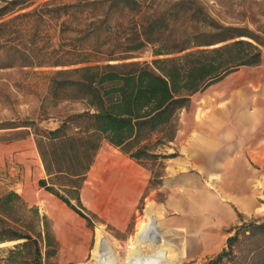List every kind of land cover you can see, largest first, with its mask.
Returning a JSON list of instances; mask_svg holds the SVG:
<instances>
[{
	"label": "trees",
	"instance_id": "1",
	"mask_svg": "<svg viewBox=\"0 0 264 264\" xmlns=\"http://www.w3.org/2000/svg\"><path fill=\"white\" fill-rule=\"evenodd\" d=\"M29 1H2L0 70L66 68L52 74L48 93L55 102H80L84 110L53 130H39L33 122L6 129L32 131L46 177L38 186L88 226L91 219L72 201L81 208L79 191L104 143L149 170L153 185H161L163 174L149 167L162 169L164 160L177 156L164 155L163 149L175 140L178 114L191 97L264 61V40L217 22L199 0H75L9 17ZM62 17L67 18L60 24L62 43L54 51L61 55L47 59L37 46L40 27ZM120 17L128 21L111 24ZM75 21L82 27H71ZM146 49L153 59L136 61ZM62 76L67 78L59 80ZM241 228L264 232V222ZM239 234L227 239L230 250ZM8 242L16 244L7 250L6 264H55L57 243L46 217L14 191L0 193V244ZM228 252L208 264H219Z\"/></svg>",
	"mask_w": 264,
	"mask_h": 264
},
{
	"label": "rangeland",
	"instance_id": "2",
	"mask_svg": "<svg viewBox=\"0 0 264 264\" xmlns=\"http://www.w3.org/2000/svg\"><path fill=\"white\" fill-rule=\"evenodd\" d=\"M2 1L0 0V8L4 5ZM199 1L217 22L247 29L264 40V0ZM74 2L75 0H30L9 17L35 8H44L47 6L44 4H49L50 8ZM66 19L65 17L57 20L47 19L40 27L42 34L37 44L38 48H42L40 55L47 59L61 55L54 51H57L59 44L62 43L60 24ZM90 20L91 18H88L85 21ZM82 21L71 22L70 26L82 27ZM117 21L126 23L128 20L126 17L115 18L111 20V24ZM25 29L24 32L28 28ZM152 59L150 50L146 49L136 61L150 62ZM61 69L66 68L16 67L0 70V128H4L0 129V193L14 191L29 207H37L40 216L46 217L51 234L57 243L55 264L89 263L97 239L96 229H101L105 233L106 239L123 262L132 250L131 241L137 232L138 221L144 217L146 204L152 202L160 212L157 204L162 203L167 194L164 183L165 168L173 163L172 158L163 161L162 169L156 166L149 167L151 171H160L163 174L159 186L153 185L151 172L144 169L147 176L146 189L137 205L135 216L123 229H117L110 223L111 216L116 214L112 211L110 201L118 191L113 179L117 170L115 169L117 153L106 143L102 145L103 151L97 158L95 157L79 191L81 208L76 201H72L73 205L82 209L91 219V226L55 196L40 188L38 181L46 177L41 168L38 152L36 156H32V151H35L32 131L6 128L33 122L39 130H53L68 115L84 110V105L80 102H55L50 97L48 93L50 78L55 71ZM65 78L67 76L58 77L59 80ZM213 131L232 132L237 135L238 146L243 147L251 173L255 175L252 188L260 203V210L255 216L250 218L240 216L241 223L234 228V232L231 231V235L237 231L240 234L231 250L226 244L225 251H229V255L219 264H264V232L256 231L255 234H249L241 230L242 224L260 225L264 222V61L257 67H242L221 82L191 97L189 107L178 114L176 136L179 135V139L175 141V137V140L163 149V154L176 153L174 159L179 165L177 170L183 171L180 169L183 167L187 169L183 171L185 174L193 173L188 167L183 166L184 160L187 161L189 156L186 150H182L185 146L184 141L188 136L197 137L199 133ZM20 137L26 140L24 149L8 147V144H13L18 141L16 138ZM105 150L109 153H104ZM213 180H208L206 184L208 189L214 188ZM239 228L241 229L238 230ZM230 229L232 230V227ZM166 239L172 243H180L178 237L168 235ZM150 242L161 247L157 237H148L145 242L146 253H152L149 248L155 245ZM15 244L16 242L0 244V264H6L7 250L12 249ZM210 257L206 255L193 260L185 257L179 264H208Z\"/></svg>",
	"mask_w": 264,
	"mask_h": 264
},
{
	"label": "crops",
	"instance_id": "3",
	"mask_svg": "<svg viewBox=\"0 0 264 264\" xmlns=\"http://www.w3.org/2000/svg\"><path fill=\"white\" fill-rule=\"evenodd\" d=\"M178 139L179 135L175 141ZM25 141L18 140L8 144V147L24 149ZM184 143L182 150H186L189 156L183 166L193 173L185 174L183 171L186 168L183 167L180 168L183 171H178L179 165L174 158L173 163L165 168L167 194L164 201L157 204L162 214L158 222L163 235H156L161 247L150 242L155 245L149 248L154 253L156 264H179L185 257L193 260L206 255L211 256L209 261L214 259L226 249L227 239L232 237L231 231L234 232V228L241 223L240 216L250 218L260 210L258 197L252 188L255 175L251 173L243 147L238 146L235 133H199L197 137L188 136ZM106 145L117 153V170L113 179L118 191L110 201L116 214L111 216L110 223L117 229H123L136 214L146 189L147 176L144 168ZM101 151L102 147L96 158ZM36 153L35 147L32 156ZM104 153L109 152L105 150ZM41 168L43 170V166ZM211 178L214 179V188L208 189L206 184ZM144 223L142 216L136 230ZM168 235L178 237L180 243L170 242L166 239Z\"/></svg>",
	"mask_w": 264,
	"mask_h": 264
},
{
	"label": "bare ground",
	"instance_id": "4",
	"mask_svg": "<svg viewBox=\"0 0 264 264\" xmlns=\"http://www.w3.org/2000/svg\"><path fill=\"white\" fill-rule=\"evenodd\" d=\"M161 217L162 214L156 210L152 202L146 204L144 209L145 223L137 229L131 241L132 250L129 251L123 262L106 239L105 233L101 229H96L97 239L91 254V261L87 264H156L154 254L145 252V242L148 237H156L157 234L163 235L158 222Z\"/></svg>",
	"mask_w": 264,
	"mask_h": 264
}]
</instances>
